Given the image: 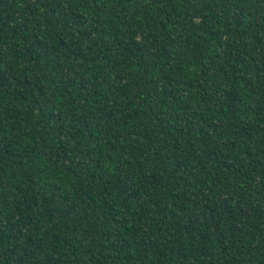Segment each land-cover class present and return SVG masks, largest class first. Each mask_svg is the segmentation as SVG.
Masks as SVG:
<instances>
[{"label": "trees", "instance_id": "1", "mask_svg": "<svg viewBox=\"0 0 264 264\" xmlns=\"http://www.w3.org/2000/svg\"><path fill=\"white\" fill-rule=\"evenodd\" d=\"M0 264H264V0H0Z\"/></svg>", "mask_w": 264, "mask_h": 264}]
</instances>
